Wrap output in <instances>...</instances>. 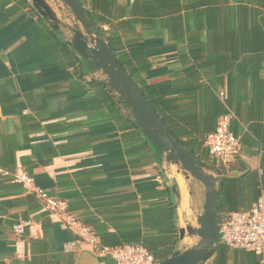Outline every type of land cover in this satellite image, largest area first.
Instances as JSON below:
<instances>
[{"label": "crops", "instance_id": "0c3cea01", "mask_svg": "<svg viewBox=\"0 0 264 264\" xmlns=\"http://www.w3.org/2000/svg\"><path fill=\"white\" fill-rule=\"evenodd\" d=\"M47 1L57 21L32 0H0V261L30 259V241L44 238L42 221L49 219L60 251L73 253L76 264H110L100 249L55 221L34 188L65 200L91 227L119 234L139 227L145 207L160 201L158 191L176 183L172 228L176 221L179 228H197L204 185L159 170L166 155L159 163L133 111L112 104L110 92L92 82H108L106 75L73 48L79 22L72 10L62 0ZM79 1L106 40L145 51L151 67L138 79L182 105L185 118L175 120L190 134L184 139L204 142L217 118L231 113V129L243 145L235 164L262 172L264 0ZM129 111L139 130L129 126ZM24 173L33 186L19 181ZM20 215L29 226L19 239L13 224ZM196 237L180 239L179 248ZM226 257L228 264H259L257 255L237 248L229 247Z\"/></svg>", "mask_w": 264, "mask_h": 264}, {"label": "trees", "instance_id": "16d2710c", "mask_svg": "<svg viewBox=\"0 0 264 264\" xmlns=\"http://www.w3.org/2000/svg\"><path fill=\"white\" fill-rule=\"evenodd\" d=\"M86 13L89 16L87 10ZM100 29L104 33L103 28ZM107 41L115 52L118 61L122 63L134 80L141 86L148 100L162 117L168 128L184 143L187 149L200 157L199 170L204 174H207L206 169L215 170L219 175L223 176L221 182L222 193L220 198L219 222L234 211L249 209L260 196L262 188H264V168H262L261 173L257 169H246L242 165L238 166L235 164L237 160L229 167V171L239 169L242 174L239 176H230L227 174L226 169L217 166L211 160L209 150L204 143L207 135L215 131L220 116L217 118L215 128L207 132L208 134L203 139L204 142H199V140L192 138L184 139V137H188L190 134L186 130L176 128V120L179 121L185 118V109L182 105L176 99L162 95L155 84L142 82L138 79L140 73L147 71L151 67L145 51L128 52L119 46H115L110 37H107ZM92 82L110 92L109 96L112 99L113 105H117L118 103L125 104L120 96L117 97L115 95L114 89L108 82L100 81L99 79H93ZM133 113L129 111V126L134 125L139 130L137 121L133 119ZM234 133L238 135L236 132ZM144 137L147 140L145 135ZM149 143L153 146L156 156L159 157L158 162L162 163L164 157L163 148L155 142ZM166 158L169 160L167 156ZM176 191H178V185L176 183L174 186L166 185L165 188L160 189L158 191L160 201L145 207L144 219L139 227L132 226L131 228H126L124 231L121 230L119 234L108 232L104 226L92 227L100 238L101 247H117L125 243H140L154 255L158 263L173 256L178 250L180 243V228L178 227L177 221L174 228H172V217L175 216L177 220L176 206L178 192ZM173 196H175L174 200ZM240 205L244 207L240 208ZM23 216L28 219L26 214ZM54 225L49 219H44L42 221L44 238L31 239L30 241L31 258L23 262L15 260L10 264H76L73 253L60 251L59 242L53 234ZM228 249V246L220 243L213 264H228L226 257ZM0 264H6V262L0 261Z\"/></svg>", "mask_w": 264, "mask_h": 264}, {"label": "water", "instance_id": "95a60500", "mask_svg": "<svg viewBox=\"0 0 264 264\" xmlns=\"http://www.w3.org/2000/svg\"><path fill=\"white\" fill-rule=\"evenodd\" d=\"M73 12L79 22L74 27L73 48L94 69L102 71L110 86L134 112L145 136L160 145L164 154L187 173L200 181L206 191L203 214L199 217V228L192 225L181 227V240L187 236H198V242L191 247L179 248L173 256L158 264H200L207 262L219 250L220 198L222 193V175L204 174L198 168L200 157L187 149L184 143L168 128L162 117L148 100L141 86L128 70L118 61L117 56L104 33L95 24L79 0H62ZM35 7L45 17L57 21L56 13L47 0H32Z\"/></svg>", "mask_w": 264, "mask_h": 264}, {"label": "built area", "instance_id": "2783aa9c", "mask_svg": "<svg viewBox=\"0 0 264 264\" xmlns=\"http://www.w3.org/2000/svg\"><path fill=\"white\" fill-rule=\"evenodd\" d=\"M231 119V113L220 116L215 131L205 140L211 160L224 169H229L241 157L243 149L241 138L231 129ZM18 179L27 186L34 185V179L25 173ZM33 191L55 221L64 224L81 241L100 249L110 264H158L154 255L140 243L101 247L100 238L93 228L69 210L65 200L40 188ZM28 226L29 221L18 216L13 224L14 235L19 239L24 237ZM219 241L229 247L255 253L259 264H264V188L249 209L234 211L220 222Z\"/></svg>", "mask_w": 264, "mask_h": 264}, {"label": "rangeland", "instance_id": "374dc122", "mask_svg": "<svg viewBox=\"0 0 264 264\" xmlns=\"http://www.w3.org/2000/svg\"><path fill=\"white\" fill-rule=\"evenodd\" d=\"M106 78H107V76H106ZM159 170H161L162 172H165V171H167L169 174H171V170L174 172V173H176L177 174V172H179V173H181V174H183V177H185L186 175H187V173L183 170V168L182 167H179L178 165H176L174 162H172V161H168V163H167V165H166V168H159ZM228 170L229 169H226V172H228ZM206 171V173L207 174H209V175H212V176H217V175H219L215 170H210V169H206L205 170ZM211 171V172H210ZM191 178H193V177H191ZM194 179V178H193ZM195 180H197V179H195ZM170 182H171V179H170ZM196 182H200V181H196ZM203 199H204V197H203V195L200 197V200H201V202L203 203ZM203 211H204V209H202V206H201V208H200V213H201V215L203 214ZM200 227V224L198 223V226H197V228H199ZM198 240H199V237H196V239L195 240H188L187 242V246L188 247H191V246H193V245H195L197 242H198Z\"/></svg>", "mask_w": 264, "mask_h": 264}]
</instances>
